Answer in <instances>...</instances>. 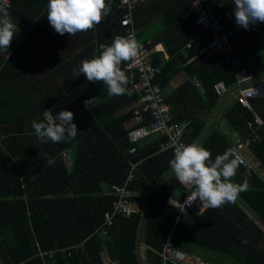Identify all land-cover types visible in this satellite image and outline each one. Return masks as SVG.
<instances>
[{
  "label": "trees",
  "instance_id": "1",
  "mask_svg": "<svg viewBox=\"0 0 264 264\" xmlns=\"http://www.w3.org/2000/svg\"><path fill=\"white\" fill-rule=\"evenodd\" d=\"M26 1L31 2L28 16L22 14ZM47 2L15 0L6 12L17 27L29 29L28 23L36 16L49 23ZM120 2L106 0L111 11L95 26L94 44H89L94 37H89L91 32H79L75 39H67L52 29L40 28L38 34L16 29L9 49L0 51V264H141V241L143 262L161 264L170 235L174 246L189 254L198 255L197 250L202 248L231 257L232 264H264V231L247 212L252 210L264 223V179L240 166L233 182L247 180L249 188L235 203L203 213L190 211L177 219L167 204L174 195L182 198L187 188L171 172L169 162L174 152L162 150L165 138L137 144L138 153L131 154L135 145L126 128L134 120L133 107L140 96L110 97L102 82H89L83 74H74L73 69L84 59L99 54L100 44L110 45L117 35L128 36L131 32L123 27L127 9L121 8ZM152 2L155 4L151 10ZM173 3L176 5L145 0L136 13L139 40L151 39L158 48L163 45L170 57L164 59L163 50L152 56L153 64L162 66L155 84L163 91L182 70L188 72L190 80L165 94L172 123L182 129L187 144L196 142L208 149L214 161L216 155L233 147L236 134L249 133L254 115L237 97L230 106L226 103L218 123L207 135L226 97H219L216 86L223 82L229 91L235 90L236 71L222 62L224 55L197 57L209 44L212 33L198 25L190 0ZM213 4L232 33L243 65H252L259 73L257 77H264V23L244 29L235 23L232 0H213ZM157 16L159 28L149 29ZM167 16L170 20L161 23ZM146 26L151 36L145 32ZM189 60L192 62L187 64ZM129 64L122 63L121 68L129 77L127 87L131 89L140 76ZM194 75H198L201 89L192 81ZM86 82L87 92L64 109L74 113L76 137L62 143H40L32 121L46 122V110L63 94ZM254 99L263 108L258 111L252 101L251 106L264 119V99ZM223 121L225 127L220 124ZM261 134L262 141L247 155L264 170V129ZM64 153L69 155L67 160ZM50 158L55 160L52 165L47 163ZM133 161L141 165L129 185L134 192L131 200L141 210L114 218L109 239L101 238L105 215L112 211L115 200L111 187L124 184ZM84 242V251L76 247ZM41 252H52L53 257H41Z\"/></svg>",
  "mask_w": 264,
  "mask_h": 264
},
{
  "label": "built area",
  "instance_id": "2",
  "mask_svg": "<svg viewBox=\"0 0 264 264\" xmlns=\"http://www.w3.org/2000/svg\"><path fill=\"white\" fill-rule=\"evenodd\" d=\"M15 0H0V14L7 11L14 6ZM192 6L196 9L198 18V25L201 26L204 32L212 33L211 40L207 47L201 51L198 57L213 58L219 55H224L223 63H229L233 66L237 74V97L242 105L253 112L254 122L248 126L249 133L247 135L236 134L232 149L237 157L242 159V166L245 169L254 170L261 178L264 179V172L257 171L255 166L248 160L247 152L256 143L262 141V130L264 129V119L253 111L250 100L252 98H264V81L258 80V74L252 72L250 67L243 65V60L239 56V50L232 41V33L228 31L226 23L217 14L216 8L211 0H190ZM145 0H121L120 7L126 8L127 13L122 20L123 27L130 28L131 32L128 36L134 37L140 44L138 55L130 61L129 68L137 71L140 78L133 81V87L130 89L134 95H139L140 99L133 107L135 116L130 123V141L135 145L131 154L138 153L137 144L142 140L152 136H159L165 138L163 143L164 150H172L178 145L187 144L184 140L183 131L174 122L172 123L171 109L167 105L166 95L160 85L155 84V80L162 74V66L153 64L152 56L159 50L153 40L143 42L139 40V30L136 23V13L143 6ZM88 90V83H82L80 86L63 94L54 105L48 110L53 116H56L61 110L68 108L71 103L80 98ZM216 90L220 98L224 97L229 89L221 82L217 84ZM48 113L45 112V118ZM150 117V125H147ZM67 160L69 155L63 154ZM139 163L131 162V172L128 174L124 184H113L111 191L115 196L113 202V209L105 215V223L101 227V235L105 239L109 238V229L114 223V218L117 216H131L133 213L140 211V207L131 198L134 192L129 185L135 178V174L139 169ZM190 191L185 193L182 198H171L168 201V207L171 209L173 215L179 219L182 215L190 211H199V201L188 206L187 196ZM206 209L202 210L204 212ZM259 227L264 231L263 225ZM99 231V230H98ZM85 250V242L80 246ZM58 249L56 250V252ZM53 257L52 252H41L40 256L46 255ZM162 263L168 264L173 262L175 264H213L210 260L186 253L176 248L170 235L167 239L164 249L161 254ZM111 264H117L112 262Z\"/></svg>",
  "mask_w": 264,
  "mask_h": 264
},
{
  "label": "clouds",
  "instance_id": "3",
  "mask_svg": "<svg viewBox=\"0 0 264 264\" xmlns=\"http://www.w3.org/2000/svg\"><path fill=\"white\" fill-rule=\"evenodd\" d=\"M232 2L235 5V23L238 26L248 29L250 25L264 23V0H232ZM110 11L111 8L106 0H48L47 2V20L60 35L67 33L69 36H75L79 32L92 30ZM16 28L6 11L0 14V51L9 49ZM139 49L140 44L134 37L117 35L110 45L100 44L97 49L99 54L91 59H84L77 68L73 69V72L77 76L83 74L89 82H102L107 86L110 97L131 95V90L127 87L129 77L122 70L121 65L135 58ZM261 78V76L257 77L258 80L264 81ZM85 103L87 104V101ZM46 112L48 113L46 122L32 121V128L40 143L49 141L54 144L62 143L76 137L78 130L73 122L72 111L61 110L56 116L50 111L46 110ZM146 124L150 125V121ZM129 126L126 128L127 131ZM150 138L142 140L141 143ZM248 160L253 164L250 158ZM242 162L232 148L216 155L213 161L208 149L193 142L175 146L169 165L177 181L190 191L185 200L187 205L199 201L200 212H198L203 213L201 211L204 209H219L227 203H235L239 194L248 190L247 180L243 183L233 182ZM47 163L52 165L55 160L50 158ZM136 163L141 165V162ZM257 171L261 170L257 169ZM99 236L104 238L100 234Z\"/></svg>",
  "mask_w": 264,
  "mask_h": 264
},
{
  "label": "crops",
  "instance_id": "4",
  "mask_svg": "<svg viewBox=\"0 0 264 264\" xmlns=\"http://www.w3.org/2000/svg\"><path fill=\"white\" fill-rule=\"evenodd\" d=\"M48 1V0H47ZM151 1V0H150ZM154 1H156L157 2V0H154ZM165 1V3H171L172 2V4H175L176 5V3H173V1H175V0H164ZM212 2H213V0H211ZM30 4H31V2H29V1H26V2H24V5H23V8H24V10L25 11H23V9H22V14H24V13H26V16H28V14H30V11L28 10L29 9V6H30ZM155 4V2H152L151 4H150V9L152 10V8H153V5ZM37 6V5H36ZM39 6H41V4L39 5ZM216 11H217V14H218V10L216 9ZM42 14H46V10L45 11H43V13ZM221 17V16H220ZM42 18H40L39 16H36V17H34L33 19H32V21H31V23H28V27H29V29L30 30H32L33 32H35L36 34H38L39 32H38V29H40V28H42V29H45V30H50V29H52V30H54L53 28H52V26L49 24V23H45L43 20H41ZM170 20V17H168L167 16V19L166 20H163V19H161V23H163V22H166V21H169ZM159 21H160V17L159 16H157L152 22H150V24H149V29L150 28H152V27H154V26H157V28H159ZM99 25V24H98ZM25 26V25H24ZM16 29H19V30H22V32L23 33H30V31H29V29H26V28H24V29H22V28H19V27H17ZM145 29V32L146 33H148V27L146 26V28H144ZM143 29V30H144ZM151 30H154V31H156V29H151ZM150 30V31H151ZM99 26H98V35H99ZM91 32V34L89 35V37H91V35H94L95 34V28L94 29H92V30H89V31H87V32H85V34H87L88 35V33H90ZM81 33H84V32H81ZM151 34L152 33H148L147 35L148 36H151ZM23 36V35H22ZM65 37L68 39V37H71V39H75L77 36L75 35V36H69L67 33H65ZM85 37V36H84ZM23 38V37H22ZM92 41L89 43V44H91V43H95V40H96V38H95V35H94V37H92ZM24 41V40H23ZM159 46V50H163L164 52H165V49H164V46L163 45H158ZM28 51H29V48L27 47L26 48ZM73 50L74 51H77L78 49H76L75 47H73ZM73 52V51H72ZM198 57V56H197ZM163 58L164 59H169L170 57H169V55L165 52L164 53V56H163ZM192 61L191 60H189V62L187 63V64H189V63H191ZM249 67H250V69H251V71L253 72V67H252V65H249ZM255 72V71H254ZM237 75V74H236ZM187 79H189V74H188V72L187 71H184V70H182V72L171 82V85H170V87H167L166 88V90L164 91V93L167 95V94H169L170 92H172V91H174V90H176L181 84H183ZM262 80L264 79V77H262L261 78ZM190 80V79H189ZM238 80V79H237ZM192 81H194V83H196L197 84V86L199 87V89H201V86H200V79H199V77H198V75H194L193 77H192ZM235 90H236V88H235ZM235 90H231V91H229L227 94H226V97H224L225 99H224V101L222 102V105H221V107L220 108H218V110H217V112H216V115H215V119H214V121H213V123L215 122V120L217 119V117H220V114H221V112H222V110H223V108L225 107V105H226V103H227V100H229V98H230V96H232V95H235L236 96V91ZM218 93V92H217ZM218 121H219V118H218ZM218 121H217V123H218ZM213 123H212V125L210 126V128L213 126ZM216 123V124H217ZM215 124V125H216ZM221 124V126L222 127H225V123H224V121L223 122H221L220 123ZM210 128L208 129V131H207V133L209 132V130H210ZM160 138L159 136H154V137H152V138ZM152 138H150V139H147V140H145L143 143H146L147 141H149V140H151ZM162 150H164L163 149V144H162ZM250 159L252 160V162H253V164H254V166L258 169V170H261V171H263L264 172V170L263 169H261L260 168V165L253 159V157H250ZM106 190H109V189H106ZM172 198H178V196L177 195H174V196H172ZM168 211H170V212H172L171 211V209L168 207ZM251 212H252V210H250ZM249 210L247 211L248 212V214H249V216H251V217H254V216H252V213L250 212ZM255 221H256V223H258V221H257V219H255ZM143 244V243H142ZM142 244H141V256H142V253H143V255H144V248H142ZM138 245H140V244H138Z\"/></svg>",
  "mask_w": 264,
  "mask_h": 264
},
{
  "label": "rangeland",
  "instance_id": "5",
  "mask_svg": "<svg viewBox=\"0 0 264 264\" xmlns=\"http://www.w3.org/2000/svg\"><path fill=\"white\" fill-rule=\"evenodd\" d=\"M236 98H237V95L236 96L235 95L230 96L229 100H227V105L230 106L231 105V102H233L234 100H236ZM250 101H252L253 103H255V106H256L255 109H257L258 111L263 108V106H261V105H258L257 106V103H258L259 100H256V99H253L252 100L251 99ZM251 213H252V216H254V217H251L250 216L251 219H254V220L257 219L259 225H263L262 220L253 211ZM196 254H198V256L200 255V256H202L204 258L205 257H207V258L210 257V258H208V259H210V261H211V259H214L217 263H220V264H232L233 263V259L231 257H228V256L223 255V254H216V253L210 252V251H208L206 249H202V248H199L197 250ZM211 262L214 264L213 261H211Z\"/></svg>",
  "mask_w": 264,
  "mask_h": 264
},
{
  "label": "water",
  "instance_id": "6",
  "mask_svg": "<svg viewBox=\"0 0 264 264\" xmlns=\"http://www.w3.org/2000/svg\"><path fill=\"white\" fill-rule=\"evenodd\" d=\"M218 118H219V117H217V119H216L215 122L213 123V126L210 128V130H209V132L207 133V135H208V134L212 131V129L214 128L215 124H216L217 121H218ZM144 216H145L144 221H146V216H147V206H146V205H144ZM143 231H144V228H143ZM141 244H142V241L140 242V245H138V256H139V258H140V261H142L141 264H145V263L143 262V258H142V256H141Z\"/></svg>",
  "mask_w": 264,
  "mask_h": 264
}]
</instances>
